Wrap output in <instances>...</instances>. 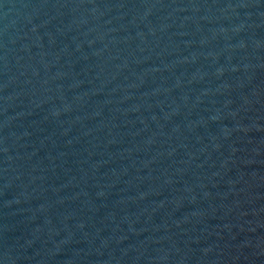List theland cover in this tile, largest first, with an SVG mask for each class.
<instances>
[{"label": "water", "instance_id": "1", "mask_svg": "<svg viewBox=\"0 0 264 264\" xmlns=\"http://www.w3.org/2000/svg\"><path fill=\"white\" fill-rule=\"evenodd\" d=\"M0 264H264V0H0Z\"/></svg>", "mask_w": 264, "mask_h": 264}]
</instances>
